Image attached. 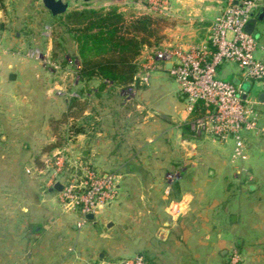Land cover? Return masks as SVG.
Segmentation results:
<instances>
[{"label":"crops","instance_id":"obj_1","mask_svg":"<svg viewBox=\"0 0 264 264\" xmlns=\"http://www.w3.org/2000/svg\"><path fill=\"white\" fill-rule=\"evenodd\" d=\"M178 1V16L192 22L165 30L163 44L204 43L227 0ZM41 4L0 0V264H123L137 255L149 264H227L233 249L242 264H264V117L244 134L239 160L233 141L196 139L185 129L186 104L166 71L154 73L134 103L121 91L79 99L63 96L74 90L52 91L41 61L24 50L23 35L37 31L34 11L46 10ZM253 19L264 61V8ZM217 77L237 82L264 112V91L236 65L220 66ZM71 100L86 103L77 109ZM69 139L74 155L120 176L117 199L81 229L79 212L62 209L40 182Z\"/></svg>","mask_w":264,"mask_h":264},{"label":"built area","instance_id":"obj_2","mask_svg":"<svg viewBox=\"0 0 264 264\" xmlns=\"http://www.w3.org/2000/svg\"><path fill=\"white\" fill-rule=\"evenodd\" d=\"M134 4L144 13L164 15L169 10V0H136ZM262 8L264 0H227L212 20L204 43L187 49L171 44L145 48L136 60L138 69L133 83L121 90L124 102L134 98L138 88H148L154 73L166 71L177 85L188 114L200 109L190 124L192 137L218 143L233 141V159L245 160L244 134L257 131L259 118L264 117L258 108L262 104L249 98L239 87L218 79L217 70L224 64H234L243 80L258 84L264 91V61L257 57L259 46L255 37L246 31ZM28 55L39 59L38 50L29 51ZM63 96L80 98L76 93ZM46 164L48 174L42 182L43 190L61 184V191L56 192L57 201L64 210L79 212L77 229L84 226L87 215L97 214L117 199L120 176L84 162L69 146L57 149ZM26 174L32 177L33 171L26 169ZM242 263L240 254L231 250L227 264ZM123 264L148 263L137 255Z\"/></svg>","mask_w":264,"mask_h":264},{"label":"trees","instance_id":"obj_3","mask_svg":"<svg viewBox=\"0 0 264 264\" xmlns=\"http://www.w3.org/2000/svg\"><path fill=\"white\" fill-rule=\"evenodd\" d=\"M125 12L116 6L106 10L74 8L65 15L52 17L58 20L63 33L71 38L76 49L79 82L84 88L90 83H98L97 92L91 91L93 93L130 88L141 52L158 46L165 39V19L150 15L128 17ZM145 89L138 88L137 91ZM85 103L71 100L70 106L80 109ZM199 110L197 108L189 115L186 130L199 115ZM143 257L149 264L146 256Z\"/></svg>","mask_w":264,"mask_h":264},{"label":"rangeland","instance_id":"obj_4","mask_svg":"<svg viewBox=\"0 0 264 264\" xmlns=\"http://www.w3.org/2000/svg\"><path fill=\"white\" fill-rule=\"evenodd\" d=\"M63 1L69 3V10L74 8L106 10L110 7L116 6L120 9H126L127 11L125 13L128 17L150 15L155 18H163L166 21V27L164 28L163 34L167 29L175 30L177 28H183L186 24L188 25L190 22H192L190 20L184 21L182 16H178L177 13H179V7L182 5V3H180L178 0H169V10L164 15L154 14L151 12L144 13L141 10H138L137 5L133 4L132 0H91L88 3H83L81 0ZM39 2H41V0H38V3ZM224 3L222 4L224 5ZM34 12L36 13L35 21L37 25V31L36 33H25L23 35L25 47L24 50L39 51V62L41 61L42 63L43 73H45L46 75V83L48 84V88L53 91L54 86H60L63 89L60 91L67 90V93H69L70 90H74L75 93H81L82 91L83 93H93L91 91L97 89L98 84L90 83L87 87L84 88L81 82H79V78L76 74L77 70L79 69V63L76 59V49L71 41V38L63 33L62 28L58 24V20L52 19V16L46 10L43 11L40 9L38 11L35 10ZM164 41H162L161 44H163ZM56 43L58 44V46L56 45ZM69 85L71 86L69 87ZM169 91H174V88L173 86H171V84H169ZM133 100L134 99L131 98L130 102L134 103ZM130 105L131 104H129L128 110L134 112V110L132 109L133 107H131ZM70 142L71 139L68 140L66 146L70 147ZM46 171L44 170L41 174L43 177H45L43 181L39 180L41 184L46 180Z\"/></svg>","mask_w":264,"mask_h":264},{"label":"water","instance_id":"obj_5","mask_svg":"<svg viewBox=\"0 0 264 264\" xmlns=\"http://www.w3.org/2000/svg\"><path fill=\"white\" fill-rule=\"evenodd\" d=\"M77 1V0H75ZM83 3H88L91 0H81ZM43 7L46 9V11L49 12V14L52 17H57V16H62L65 15L68 10H69V3L68 2H64L63 0H41ZM256 24V20L252 19L249 23V25L246 28V31L249 34H253V30H254V26ZM167 68H170V66L168 65ZM15 79L14 75H10L9 76V80L13 81ZM235 87H237V82H234L233 84ZM247 92V91H244ZM258 99L260 101H264V93L260 94ZM163 117V116H161ZM166 118V117H163ZM87 154V151H83L82 155L85 156ZM61 184L60 183H55L53 185V187L50 189V192H60L61 191ZM87 220H92L93 219V215L89 214L85 217Z\"/></svg>","mask_w":264,"mask_h":264}]
</instances>
